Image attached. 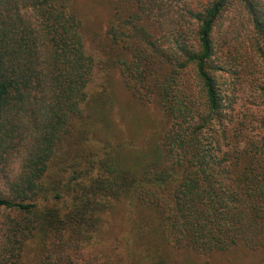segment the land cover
Here are the masks:
<instances>
[{"label":"trees","instance_id":"trees-1","mask_svg":"<svg viewBox=\"0 0 264 264\" xmlns=\"http://www.w3.org/2000/svg\"><path fill=\"white\" fill-rule=\"evenodd\" d=\"M92 1L81 13L75 0H0V264L264 254V0H239L251 31L221 41L247 72L253 137L217 76L231 0L187 10L190 42L173 0ZM115 71L158 110L141 137L120 131Z\"/></svg>","mask_w":264,"mask_h":264},{"label":"rangeland","instance_id":"rangeland-1","mask_svg":"<svg viewBox=\"0 0 264 264\" xmlns=\"http://www.w3.org/2000/svg\"><path fill=\"white\" fill-rule=\"evenodd\" d=\"M212 0H173V10L176 11V16L181 19L182 14L189 16L188 22H185V35L186 39L190 42L194 35L195 18L187 13L188 9L194 11L202 10L205 6L209 5ZM75 6L78 10H84L89 13L92 11V0H75ZM102 9L100 6L96 8L97 12L94 15L98 17L94 18V21L99 22L103 27H106L108 20V7L106 4ZM84 9V10H83ZM190 19V20H189ZM222 24L216 34V39L219 40L220 49L218 50V57L216 56V62L223 65L224 69H218L217 76L219 84L223 94L225 95L226 103L232 104L234 113L240 119H244L249 130H246V136H255L257 130L252 129L253 125H257L258 121H252V114L256 107L250 103V99H253V95L250 93L249 86L245 82L246 70L243 71V66L234 67L230 62H226L224 59L227 55L228 48L222 47V38L225 33L229 32L231 35L240 36L242 39L246 38L251 31V23L249 15L245 10L244 5L239 0H231L221 17ZM96 25V24H95ZM93 25V26H95ZM174 35V34H173ZM173 35L171 38H173ZM218 44V43H217ZM223 57V58H222ZM219 58V59H218ZM221 67V66H220ZM241 71H239L238 69ZM250 77H258L259 72L249 75ZM114 84L117 91L119 107V113L121 114L123 129L126 135H131L134 132L137 136L141 137L146 134V130L150 124L158 117V110L153 104H142L137 101L131 93L124 86L119 71H115ZM236 100V101H234ZM253 122V124H252ZM249 124V125H248ZM260 130V129H259ZM261 131V130H260ZM262 132V131H261ZM264 132V130H263ZM264 134V133H262ZM260 135V134H259ZM245 139V138H244ZM20 169V159H14L10 165V174L15 175ZM7 210L0 208V220H2ZM118 222L117 224H121ZM115 225L113 228L112 239L116 242V237H122L125 232L121 226ZM171 257L175 261L189 260L192 264H264V254H253L245 250L229 252V253H214L209 255L194 254L191 255L184 250L171 251Z\"/></svg>","mask_w":264,"mask_h":264}]
</instances>
